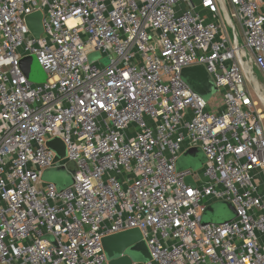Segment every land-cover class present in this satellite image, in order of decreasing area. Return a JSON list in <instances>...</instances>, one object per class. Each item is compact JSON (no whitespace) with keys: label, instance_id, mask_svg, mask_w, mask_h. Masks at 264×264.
Here are the masks:
<instances>
[{"label":"built area","instance_id":"1","mask_svg":"<svg viewBox=\"0 0 264 264\" xmlns=\"http://www.w3.org/2000/svg\"><path fill=\"white\" fill-rule=\"evenodd\" d=\"M194 65L216 109L182 79ZM259 103L264 0H0V264H108L102 238L131 228L151 257L132 264H264ZM191 147L200 170L178 169ZM70 161L69 186L42 180ZM215 201L235 217L203 223Z\"/></svg>","mask_w":264,"mask_h":264},{"label":"water","instance_id":"2","mask_svg":"<svg viewBox=\"0 0 264 264\" xmlns=\"http://www.w3.org/2000/svg\"><path fill=\"white\" fill-rule=\"evenodd\" d=\"M42 14L40 11H35L26 16V24L34 37H38L42 31L41 25ZM94 54L89 56L92 59ZM31 62L35 61L38 65L34 56H27L21 59V62ZM24 66V64H23ZM182 79L188 84L190 89L198 94H200L205 100H208L212 94L216 92V87L214 86L209 74L206 72L202 65H194L190 67H185L181 70ZM48 148L53 150L55 153L54 160H59L66 154L65 145L58 137H53L46 142ZM201 154L198 147H191L184 151L177 161V168L183 169L188 168L187 166H179L178 162L180 159L195 156ZM203 162V155H202ZM196 169L197 167H191ZM49 170L65 171L70 179L67 184L60 183L57 180L44 179V175L49 172ZM77 170L74 162L70 161L65 167L58 166L55 168L47 169L42 173V180L49 181L56 185L58 190H62L66 186H69L73 182L72 173ZM188 184H193L191 177L186 179ZM215 209H218L217 212ZM214 211L216 212L214 215ZM203 215L207 216V219H203V223H221L228 221L235 217L236 213L233 206L225 201H215L209 204ZM102 245L108 259V264H132L133 262H146L151 259L148 248L142 239L141 233L136 228L127 229L121 232L110 234L102 238ZM139 255L140 257H135Z\"/></svg>","mask_w":264,"mask_h":264},{"label":"rangeland","instance_id":"3","mask_svg":"<svg viewBox=\"0 0 264 264\" xmlns=\"http://www.w3.org/2000/svg\"><path fill=\"white\" fill-rule=\"evenodd\" d=\"M93 54L94 55H93L92 58H97L98 57V53H93ZM100 61L105 63L107 61V59L105 57H102V58H100ZM20 68H21V71H22L23 75L28 80H30L32 82H44L46 80L45 72L40 68L39 65H37L35 63V61H33V63L30 65V67L26 68L25 66L22 65V62L20 60ZM26 73L30 74L29 78L26 75ZM257 79L260 81V83L262 82V77L259 74H257ZM250 91H251V95H252L253 99H257L251 88H250ZM221 101H222L221 96L218 93H216L210 98L209 106L212 109H216L221 104ZM258 107L261 108L264 111V106L262 104L259 103ZM262 123H263V127H264V120L262 121ZM43 178L44 179H51L53 181L57 180L58 182L65 183V184H67L69 182V179H70L69 175L63 170L62 171L61 170L60 171L49 170V172L46 173ZM217 210L218 209H215L216 212H217ZM215 211H214V215L216 213ZM202 219H207V216L203 215ZM135 257L139 258L140 256L136 255Z\"/></svg>","mask_w":264,"mask_h":264},{"label":"crops","instance_id":"4","mask_svg":"<svg viewBox=\"0 0 264 264\" xmlns=\"http://www.w3.org/2000/svg\"><path fill=\"white\" fill-rule=\"evenodd\" d=\"M24 64V66L26 68L30 67V65L32 64L31 62H23L22 65ZM26 75L30 76V74L26 73ZM37 83V82H36ZM178 165L179 166H189L188 168H191V167H197L196 169H192L194 171H197V170H200L201 166H202V155L200 154H197L195 156H190V157H186V158H183V159H180L179 162H178Z\"/></svg>","mask_w":264,"mask_h":264}]
</instances>
